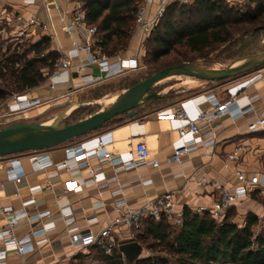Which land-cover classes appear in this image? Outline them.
<instances>
[{"label": "crops", "instance_id": "0c3cea01", "mask_svg": "<svg viewBox=\"0 0 264 264\" xmlns=\"http://www.w3.org/2000/svg\"><path fill=\"white\" fill-rule=\"evenodd\" d=\"M188 1V4H191L194 0ZM225 1L236 5L246 0ZM143 2L142 0L140 5ZM162 3L163 0L146 2L148 20L155 18ZM80 7L85 9L84 0L81 5L74 0H0V60L20 48L16 36L21 27L18 19L28 20L34 15L39 16L42 24L56 36L55 41H50V52L59 56L75 54L74 41L80 42V35H70L66 27L71 24L75 12ZM21 28L28 33L26 43L38 44L47 37L40 27L25 25ZM145 39L146 35L138 32L135 26L129 48L118 56L124 60L136 58L140 63L139 52ZM1 43H4V46ZM6 45L8 47L4 49ZM4 50L6 53L2 57L1 51ZM47 54H44L45 57ZM41 57L44 58L43 55ZM28 58L38 57L30 53ZM89 61V55L80 53L71 60V70L62 72L57 77L50 76L45 84L26 92L29 98H40L45 104L19 115L14 122L46 123L65 109L74 97L90 100L84 96L85 90L111 80L96 82L94 77L99 71L90 66ZM51 85L55 87L53 90ZM126 90L114 96V99ZM209 94H213L220 101L235 99L240 108L246 109L250 106L252 109L242 118L226 117L217 121L216 141L206 147L201 137L182 139L179 129L185 123L167 117L177 109H184L192 119L198 118L202 112L211 109L207 99ZM106 95L108 96L103 97L110 96ZM166 102L167 100L163 103ZM144 106L138 109V115L134 118L122 116L102 130L61 147L0 158V183L3 185L0 197L3 205L17 211H26L31 217L50 213V217L32 221L22 218L17 223L15 233L19 237L46 229L47 241L25 256H20L15 251H7L5 264H102L96 258V247L89 243H80L78 235L89 231L99 234L109 227L118 216L117 202L124 201L129 208L136 210L149 201L166 194H174V211L180 216L185 209L195 213L199 208H213L222 190L237 184L238 173H243L247 178L254 174L264 175V131L250 133L248 130L249 123L264 113V68L213 83V86L204 88L193 96L167 103L150 114H142ZM56 107L58 109H55ZM105 135H110L113 139L107 147L108 150L121 155L125 162L132 161L135 158V146L139 142H145L151 159L158 161L160 166L154 168L148 163L133 169H116L109 163L102 164L99 159L93 158L90 160L91 166L99 168L93 180L88 171L78 173L58 169V165L66 159L65 148L83 145L90 156L97 149L98 139ZM190 140L197 142L198 149L183 155L180 163L173 162L175 151ZM235 152L238 155L230 159ZM33 156L48 157L54 165L36 171L30 160ZM12 160L19 161L25 172V177L19 184L10 178L7 162ZM83 160L85 157L72 159L68 162L69 167L75 170ZM16 194L18 196H15ZM252 194L264 196V190L250 192L233 208L238 213L233 222L239 227H244L246 216L254 213L250 202ZM66 208L70 210L71 215L63 217L62 211ZM263 216L264 209L256 214L259 222ZM168 222L179 229L173 220ZM6 225L7 221L1 219L0 233ZM116 236L120 245L136 242L130 239L122 227L116 230ZM4 250V240L0 237V253ZM154 256L156 253L143 248L140 258ZM123 258L125 261L129 260L124 255Z\"/></svg>", "mask_w": 264, "mask_h": 264}, {"label": "trees", "instance_id": "16d2710c", "mask_svg": "<svg viewBox=\"0 0 264 264\" xmlns=\"http://www.w3.org/2000/svg\"><path fill=\"white\" fill-rule=\"evenodd\" d=\"M84 1L88 23L98 27L96 47L110 58L125 52L136 26V15L142 0ZM248 1L255 7L245 14L225 0H194L188 5H170L164 19L151 33L156 50L153 53L154 64L173 53L177 55L173 66L190 61L188 54L178 48L202 56L215 46L229 43L234 33L246 36L263 32L264 0ZM191 13L197 18L187 16ZM50 43L47 37L38 44L28 42L22 50L15 49L0 60V102L46 83L60 59L58 54L50 52ZM30 53L38 58L29 59ZM45 53L48 54L42 58ZM169 99L166 96L154 102L163 103ZM83 109L76 110L71 117L76 118ZM233 210L227 213L222 222H216L208 212L198 214L185 209L179 229L173 227L166 218L159 222L147 220L135 241L143 248L147 245V249L156 253V256L125 261L119 250L106 255L96 248L99 261L102 264H264V231L255 233L259 225L258 217L248 215L245 226L239 227L231 220Z\"/></svg>", "mask_w": 264, "mask_h": 264}, {"label": "built area", "instance_id": "2783aa9c", "mask_svg": "<svg viewBox=\"0 0 264 264\" xmlns=\"http://www.w3.org/2000/svg\"><path fill=\"white\" fill-rule=\"evenodd\" d=\"M139 6L136 15V30L148 36L159 26L161 21L166 15L167 8L174 3L188 4V0H163L161 9L157 12L153 20L147 18L146 2ZM75 3L81 5L83 0H74ZM21 22V27L30 25L40 27L50 41H55L56 36L49 32L47 26L42 24L41 18L37 15L30 17L28 20L22 18L18 19ZM20 27L17 35V42L22 44L27 40V32ZM67 33L73 35L79 33L80 42H75V54H61L60 59L56 64V68L51 74V77L60 76L62 72L72 69L71 60L78 56L80 53L89 55V64L96 67L100 74L96 75L94 79L96 82L110 81L120 78L128 73L135 72L139 69V63L136 58L127 60L121 59L119 56L110 58L101 53V50L96 47L98 42V27L88 23L86 19V12L83 7H80L74 14L73 21L66 27ZM45 57V55H43ZM55 87L51 85L53 90ZM210 102L211 109L202 112L198 118L192 119L184 109H177L172 113L168 119H175L185 123L179 129V135L182 139L189 137H201L204 146L208 147L215 143L218 126L217 121L226 117L239 119L251 111V107L242 109L238 106L235 99L220 101L213 94L207 95ZM45 102L40 98L31 99L27 93L14 94L8 100L0 102V127L3 126L4 121L11 117H17L30 110L43 106ZM8 122V121H6ZM248 130L250 133H259L264 131V113L249 123ZM113 142L110 135L102 136L98 139L97 149L95 153L88 156L87 150L83 145H71L65 148L66 159L63 163L58 165L59 170H66L68 172H83L88 171L92 176V180L99 171V168L91 166L90 160L93 158L99 159L103 163H109L116 169H133L151 163L154 168L160 166L158 161L151 159L150 151L145 142H139L135 146V158L132 161L125 162L121 155L114 154L108 150V146ZM198 149V144L195 140L187 141L181 148L177 149L172 157L173 162L180 163L181 158L185 154H190ZM238 155L237 152L230 156L234 159ZM85 157V160L79 163L77 168L72 169L69 167L68 162L72 159H80ZM31 163L36 171L45 170L52 167L54 164L45 156L31 157ZM9 167L10 178L16 183H21L25 177V172L19 161L12 160L7 162ZM90 179L89 181L92 182ZM3 185L0 183V192ZM255 190H264V175L254 174L247 178L243 173L237 174V184L230 189L222 190L220 197L215 202L213 208L206 210L199 208L195 213L203 214L208 212L216 222H222L227 213L238 205L241 199ZM15 196H18L17 194ZM65 196V195H64ZM64 196L62 198H64ZM175 195L166 194L158 199L147 202L141 208L132 210L127 206L124 201L116 203L118 216L114 222L99 234L91 231L78 235L80 243H89L96 248H99L106 255L112 254L114 251L119 250L120 243L116 236V230L120 227L125 229L132 241L136 240L137 235L144 227L147 220L155 222L161 221L163 218L173 220L178 226L183 223V215L177 216L175 214ZM63 217L71 215L70 210L67 208L62 211ZM50 217V213H44L37 217H31L26 211H17L11 207H5L0 197V220L5 219L7 225L0 233V237L4 240V252L0 253V264H5L7 251H15L20 256H25L35 251V249L46 243L48 230L43 229L39 232H31L30 234L19 237L15 233V226L22 218H28L31 221L34 219H41Z\"/></svg>", "mask_w": 264, "mask_h": 264}, {"label": "water", "instance_id": "95a60500", "mask_svg": "<svg viewBox=\"0 0 264 264\" xmlns=\"http://www.w3.org/2000/svg\"><path fill=\"white\" fill-rule=\"evenodd\" d=\"M263 68L264 52L237 59L221 69H210L192 62H184L162 69L127 89L115 99L102 97L80 100L76 96L65 109L49 122L16 123L0 129V158L55 149L98 132L122 116L134 118L138 115L140 107L166 98V95H162L156 88L167 80L190 76L204 82L216 83ZM96 106L101 107V109L92 116L73 124L63 125L76 110ZM119 251L127 259L135 261L141 257L143 247L138 242H131L121 245Z\"/></svg>", "mask_w": 264, "mask_h": 264}, {"label": "rangeland", "instance_id": "374dc122", "mask_svg": "<svg viewBox=\"0 0 264 264\" xmlns=\"http://www.w3.org/2000/svg\"><path fill=\"white\" fill-rule=\"evenodd\" d=\"M231 7L235 8L236 10H239L242 14L243 13L245 14L250 9H253L255 5H250L249 1L246 0L242 3H237L236 5H232ZM187 16L192 17L193 19L197 18V16L193 13L189 15L187 14ZM234 34H235L234 38L229 43L221 46H215L214 49L208 51L206 54L202 56L197 54H189L187 50L183 48L182 49L178 48V49H180L179 51H181L182 53L186 52V54H188V59L190 60L188 62H192L210 69L225 68L237 59L264 52V31L258 35H253L252 33L246 36L244 34H239V33H234ZM151 37H152L151 34L146 36L143 46L141 47L142 50H140L139 52L140 67L137 71L128 73L120 78L111 80L110 82H106L105 84H100V86L89 88L84 91V96L88 97L89 99H96L99 97L102 98L103 96H108L106 94H109L110 96L107 97V99H113L114 96L120 94L125 89H128L138 84L139 82L153 76L159 70L173 66L172 64H175L174 60L177 59V55L174 53L168 57H164L160 59L159 63L154 64L153 53L156 50L152 40L153 37L152 38ZM131 40L129 42V45L131 43ZM1 44L3 45L4 43ZM25 44L26 42L19 44L21 50L23 49L22 47ZM7 47L8 46L6 45L4 49H7ZM13 51H11L9 55ZM5 53H6L5 50L1 51L2 57L5 56ZM121 54H124V52H121L119 55ZM98 74H100V72H98ZM211 86H213V83L211 82H204L202 80L190 76H182L167 80L166 82L160 84L156 88V90L160 92L162 95H166L170 97V101H167L166 103H157V102L147 103L145 104L144 109H142V114L153 113L155 110L159 109L160 107H163L167 103L193 96L204 90V88H208ZM55 109H58V107H56ZM99 109H100L99 107L85 108L77 114L76 118H72L70 116L69 120H67L63 125L66 126L75 123V121H81L85 118H88L89 116L95 114ZM17 117H11L5 120L3 126L0 127V129L16 124L14 122L15 121L14 119H16ZM250 202L252 203L253 206L252 209L254 213L248 214L249 216L250 215L256 216L258 211H262V209H264L263 195L252 194L250 197ZM248 215L246 216V219ZM237 216L238 213L236 212V210H233L231 212V220L234 221L237 218ZM239 222L241 223L240 220ZM263 231H264V216L262 219H260L259 225L255 228V233L259 234L262 233ZM144 249L152 253V251L147 249V245L144 246ZM96 258L99 260L98 255H96Z\"/></svg>", "mask_w": 264, "mask_h": 264}]
</instances>
